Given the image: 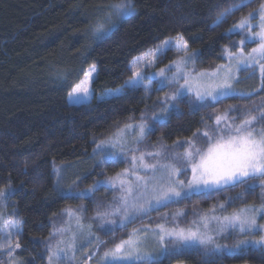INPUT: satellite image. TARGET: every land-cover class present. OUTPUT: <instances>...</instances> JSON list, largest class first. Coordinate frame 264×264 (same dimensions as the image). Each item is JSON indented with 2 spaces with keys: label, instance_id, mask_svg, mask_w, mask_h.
Returning a JSON list of instances; mask_svg holds the SVG:
<instances>
[{
  "label": "trees",
  "instance_id": "obj_1",
  "mask_svg": "<svg viewBox=\"0 0 264 264\" xmlns=\"http://www.w3.org/2000/svg\"><path fill=\"white\" fill-rule=\"evenodd\" d=\"M113 2L0 0V188L16 190L0 201V215L20 222L21 249L15 253L20 264H48L46 246L49 240L53 246L56 244L57 236L52 237V233L64 223V210L77 208L89 221L112 204L113 192L103 185L88 198L69 195L59 187L54 168L83 164L84 172L76 177L73 188L83 191L128 165L123 158L95 162L91 156L98 142L116 129L140 122L142 117L151 126L149 117L161 110L158 100L167 89L158 91L153 81H149V91L140 88L123 96L108 94L129 79L132 59L182 34L189 50L198 53L195 70H211L225 62L226 46L231 51L240 49L245 34L229 30L242 17L258 10L264 0H250L218 27L212 25L219 12L240 0H133L135 15L119 21L118 29L100 37L94 29L98 24L107 28V6ZM111 19L117 20L115 16ZM255 44L247 43L243 50ZM175 58L176 52L170 51L158 65L169 64ZM93 64L97 75L90 85L92 96L71 103L68 93ZM252 69H243L240 74ZM257 87L251 95L224 97L199 110H193L186 100L179 102L138 147L153 150L158 145L173 146L178 140L192 137L198 129L204 130L205 125L211 126L215 116L228 108L239 112L245 105L244 113L264 110V80ZM257 125L264 127V120L257 121ZM72 179L74 176L68 180ZM262 203L264 189L246 191V185H239L158 207L113 231L95 223L98 246L58 264H87L89 256L94 259L113 249L133 229L154 225L166 212L182 209L186 215L181 219L188 225L196 214L214 207L217 215H225ZM220 204H225L227 210H220ZM224 236L227 234L219 236L217 242L229 246L235 243V237ZM13 240L16 243L17 237ZM0 256V264L10 260L7 252ZM163 264H202V256L188 253L164 259ZM217 264H264V255L251 252L244 258L223 256Z\"/></svg>",
  "mask_w": 264,
  "mask_h": 264
},
{
  "label": "snow or ice",
  "instance_id": "obj_2",
  "mask_svg": "<svg viewBox=\"0 0 264 264\" xmlns=\"http://www.w3.org/2000/svg\"><path fill=\"white\" fill-rule=\"evenodd\" d=\"M248 3L250 0H240L239 3L225 8L216 16L212 27L220 26L229 16L246 7ZM107 12V28L104 24H98L94 29L100 37L118 29L119 21L135 15V6L133 0H114L107 6ZM257 15L260 22L258 25H253L251 20ZM113 16L117 18L116 21L111 19ZM254 27H258L259 31L253 32ZM229 32L245 34L244 39L240 41V49L233 52L226 46L224 53L229 63L226 66H219L215 72L199 73V82L195 85L192 74L186 71V68L190 62L196 60L198 53L189 50V43L182 34L166 39L156 48L132 59L129 65L131 76L120 88L110 90L109 95L123 96L140 88L149 91L151 85L145 84V80L153 81L158 91L172 85L175 87L171 93H165L164 97L158 100L162 107L159 114L154 113L151 117L153 122L151 126L147 119L142 117L135 125H125L124 129L119 130L115 139L97 144L94 152L101 156V162L125 155L124 133L127 130L131 129L133 132L138 130L136 143L139 144L153 127L165 121L166 114L170 110H175L179 102L186 100L193 110H199L201 107L219 102L224 97L251 95V93H237L232 81L236 80V72L257 65L264 78V3L260 5L258 13H249L247 17H242ZM247 43H257V46L246 54L243 45ZM173 50L179 54L177 59L153 72L145 71ZM96 75L97 68L93 64L84 74V79L68 93L71 103L78 104L92 96L90 85ZM181 80L183 83H180ZM232 110L234 109L229 108L223 114L216 115L214 126L205 125L203 131L198 129L192 137L176 141L171 149L161 145L160 149L154 152L141 153L139 156L132 155L130 169L126 168L115 177H110L106 181H97L90 188L70 192L69 195L88 198L101 185L115 187L119 183L122 194L118 201L110 210L98 212L96 219L100 220L103 226L116 224V221L110 220L109 217L119 216L120 226L123 227L125 222L135 219V214H147L155 208L191 200L199 194L239 185H246V191H253L257 187L264 189V128L255 127L257 121L264 120V111L260 116L248 114L237 125L234 118L231 120L229 118L228 112ZM201 139L205 140L206 147L199 145L198 141ZM181 147L184 148L182 153L176 151ZM116 148L120 149L119 152L114 151ZM134 151L139 149H128V152ZM145 155L152 157L155 163H146ZM139 171L151 172L152 175L142 176L138 174ZM54 173L59 179L60 170L54 168ZM132 177L135 178L134 181ZM250 181H259V183H250ZM15 191V189L0 188V201L14 195ZM239 198L240 196L236 197ZM219 208L222 211L227 210L225 204H220ZM66 214L70 217L76 216L74 211H68ZM185 215L182 210L173 214L174 218ZM196 215L199 218L186 227H166L164 224H158L155 229L134 230L128 239L121 240L114 249L105 251L101 259L104 264H119V262L163 264L164 259L195 252L202 256V264H217L223 256L244 258L251 252L264 255V223L258 222L264 220V203L259 207L255 205L242 207L227 215H217L215 207L210 213ZM76 227L79 235H83L84 225L80 223L78 217ZM70 230V228H56L52 237L64 236ZM108 230L111 231V228ZM149 232L152 233L158 250H147L145 241ZM225 233L227 236L235 237V243L231 246L217 242V236ZM0 234L4 235L0 249L8 245L7 255L12 264H16L15 253L21 249L18 239L21 235L20 222L5 220L0 215ZM88 236L94 237L91 226L88 229ZM13 237H17L14 247L11 246ZM88 242L91 243V239ZM76 246L77 234H73L67 242L63 239L57 240L54 246L49 240L46 246L48 264H57L70 251L75 253ZM88 259H91V256Z\"/></svg>",
  "mask_w": 264,
  "mask_h": 264
},
{
  "label": "rangeland",
  "instance_id": "obj_3",
  "mask_svg": "<svg viewBox=\"0 0 264 264\" xmlns=\"http://www.w3.org/2000/svg\"><path fill=\"white\" fill-rule=\"evenodd\" d=\"M258 10H256L254 13H258ZM259 22H260L259 21V15H257L255 19H252L251 20V23L253 25H258ZM252 31L253 32L259 31V28L258 27H254L252 29ZM256 46H257V43L253 47H250L247 51L244 50V52L247 54L248 52L251 51L252 48H254ZM233 52H236V51H233ZM178 55L179 54L176 53V58L175 59L178 58ZM194 63L195 62H190L188 64L187 68H186V71H188V72H190L192 74L193 84L195 85L196 83L199 82V79H198V74L199 73H201V72H207V73L215 72L219 66H221V65H225L226 66L229 63V61L226 59V55H225V62L222 63V64H220V65H218L217 67H215V68H213L211 70H195ZM166 65H168V64H166ZM166 65H160L159 66L158 65V62H157L156 65H154L152 68H146L145 71L146 72H153L155 70H158L160 67H164ZM250 68H252V67H249L247 69H250ZM253 68L254 69H252L251 72L246 73L244 75H241L240 74V71L235 73L236 80H233L232 83H233V87L236 89L237 93H252V92H254L258 88L257 86H260L261 83L263 82L264 78H262V76H261V71H260L259 65L255 66ZM234 71H235V69H234ZM258 78L260 80L257 81ZM82 79H84V77ZM261 80H262V82H261ZM250 81L253 82L254 84L253 85H250V83H251ZM180 83H183V81L181 80ZM145 84H150L149 80H145ZM174 87H175V85H172L170 87H166L165 88V89H167V92L166 93H171V91L174 89ZM85 100H88V99H85ZM244 108H245V105L244 106H241V110H239V112H236L235 111L236 108H232L234 110L228 112V115H229L230 120L234 118L235 124L238 125V124H240L242 122L243 119H245L247 117L248 114H250L252 116H260L261 112L264 111V110L259 109L258 111H255V112H247V113H244V112H242L243 110H245ZM225 111H226V109L224 111L219 112L218 115L223 114ZM159 113H160V110L158 109L155 112V114H159ZM149 119L151 120V117H149ZM137 123H139V122H131V123H127V124H133V125H135ZM127 124H125V125H127ZM125 125H123L120 128L116 129L108 137L100 140L98 142V144H100L103 141L115 139L116 136H117V133L119 132V130L124 129L125 128ZM214 125H215V119L212 122L211 126H214ZM211 126H209V127H211ZM255 127L257 129L264 128V127L258 126L257 125V122L255 123ZM137 134H138V130H137V132H133L131 129L127 130V132L124 133L125 155L115 156V157L112 158V159H114V158H123V159H125L127 161L128 165L124 169H126V168H129L130 169L132 167V165H131V156L132 155L139 156L141 153L154 152L156 150H159L160 147H161V145H158L153 150H146L145 148H143L142 150H140L141 148H139L138 147V144L136 143V136H137ZM198 143H199V145L201 147H206V144H205V140L204 139L199 140ZM172 147L173 146H168L166 148L171 149ZM95 149H96V147H95ZM128 149H139V151L128 152ZM119 150H120L119 148H116L114 151L119 152ZM176 151L182 153L184 151V148L183 147L178 148V149H176ZM91 158H93L95 162H100L101 161V156L97 152H94V151L92 153ZM145 162L146 163H155V161L152 159V157L147 156V155H145ZM58 169L60 170V175H59V179L58 180H59V185H60L59 187L61 188V190H67V192H69V193L70 192H79V191H74L73 188L75 187L76 182L78 180V178H76V177H78L79 174H81L82 172H84L83 170L85 169V167H83V164H79V165L78 164L77 165L75 164V165H71V166H63V167H60ZM122 171H120V172H122ZM138 174L139 175H142V176H151L152 175L151 172H147L146 173L144 171H139ZM157 175H158V173H157ZM72 176H74V179L68 180L69 178L71 179ZM115 176H116V174L114 176H112V177H115ZM108 178H110V177H108ZM108 178H104L103 180L101 179L99 181H106ZM134 179L135 178L132 177V180L133 181H134ZM62 185L65 186L64 187L65 189H62L63 188V187H61ZM103 186L107 187V189H110L113 192V194L111 195V198H110L112 200V204L110 202L109 207L104 210V211H108V210H110L111 206H113L118 201V199H119V197L121 196L122 193L119 190V183H117V185L115 187L109 186L107 184H104ZM257 207H259V206H257ZM178 210H182V209H177L176 211H172L171 213L170 212H166V213H164V215H162L160 217L159 220H157L155 222L154 225H150V226H145V225L144 226H140L139 225L140 227H138L136 229H133L131 231V233L134 230H138V229H155L158 224H164L166 227H175V226L186 227V226H189L191 223L187 225V220H182L181 217H175L174 218L173 214L176 213ZM68 211H74V212H76V216H72V217L68 216L66 214ZM104 211H102V212H104ZM150 211H152V210H150ZM204 213H210V211H205V212H202L200 214H204ZM141 215H145V214H135V218L137 216L140 217ZM225 215H227V214H225ZM63 216H64V218H63L64 223L61 225L60 228H70L71 230L68 231L64 236H57L56 242H57V240H60V239H63V240H65L67 242L71 238V236L73 234H77V246H76L75 253H73V252L70 251L68 253V255L65 256V257H63L61 261L57 262V264L60 263V262H62V261L65 262V261H70L72 259H75L76 258V255L78 253L83 252V251H86L88 249H91V247L96 248L98 246L99 237H98V234H97L96 229L94 230V228L96 226V225H94L95 223L98 224V225H100L101 228H105V227H108V229L111 228V231L117 229L118 226H120V217L119 216L109 217L110 220H115L116 221V224H104L103 226H101L102 225V222L100 220L96 219L97 213H96V216H94L92 218V220L86 221L84 219L82 213L77 208L64 210V215ZM77 217L79 218L80 223H82L84 225V233H83V235H79V230L76 227ZM198 218H199V216L197 215V216H195V218L192 219V221L193 220H197ZM5 220H8V219H5ZM258 222L259 223H264L262 221H258ZM127 223L128 222H125V224H127ZM89 226H91V232L94 234V237L93 238H90L88 236ZM99 228H97V229H99ZM147 235H148V239L145 241V245L147 247V250H150V251H152V250H158L157 247H156V245H155L154 238L152 237V233L149 232ZM141 238H143V234H141ZM218 238H219V236H217V239ZM89 239H91V243L88 242ZM3 242H4V235L3 234H0V243H3ZM14 245H15V242H14V240H12V245L11 246L14 247ZM81 245H83V247H81ZM8 248H9V246L8 245H5V247L3 249H0V255H2L4 252H8ZM102 256H103V253L96 255L94 257V259L93 258L87 259L88 260L87 261V264H104V262L101 259ZM0 259H1V256H0ZM92 260H93V262H92ZM15 262H16V264H20V261L16 257H15ZM7 264H12V262L9 260ZM119 264H123V262H119Z\"/></svg>",
  "mask_w": 264,
  "mask_h": 264
}]
</instances>
